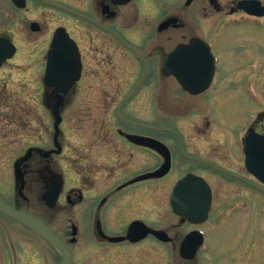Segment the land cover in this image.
<instances>
[{
	"label": "flooded vegetation",
	"instance_id": "af4514ba",
	"mask_svg": "<svg viewBox=\"0 0 264 264\" xmlns=\"http://www.w3.org/2000/svg\"><path fill=\"white\" fill-rule=\"evenodd\" d=\"M252 135L264 138V0H0V198L73 261L83 243L118 264L135 221L171 237L137 244L180 246L179 182L186 197L205 181L221 214L246 209L264 194L245 163ZM57 252L0 212V264H59Z\"/></svg>",
	"mask_w": 264,
	"mask_h": 264
},
{
	"label": "rangeland",
	"instance_id": "374dc122",
	"mask_svg": "<svg viewBox=\"0 0 264 264\" xmlns=\"http://www.w3.org/2000/svg\"><path fill=\"white\" fill-rule=\"evenodd\" d=\"M11 83L8 84L11 86ZM23 99H25L23 94H18L17 97L12 98V101H19L17 103H20ZM5 109L3 108V110ZM8 110L11 111L12 109ZM254 184L258 185L257 183ZM256 197L258 195L251 196L252 201L256 200V203L252 202L251 211L245 215H232L230 221L223 226L217 227L220 215L218 210H215L211 221L204 227L207 231L206 248L209 247V250H200L197 260L188 264H264V196L255 199ZM223 222L224 220H222ZM190 228L191 226H188V229ZM214 228L215 230H212ZM139 245L134 248L136 251L140 252L141 248H144L150 253L148 264H182L178 257H172V253L170 256H166L167 253L159 248H153L151 245L144 247ZM86 250V246L81 243L75 252L82 256L85 251L84 254H88V256L83 259H90V262L98 260L102 264L105 261L102 258L103 255L99 256V253L92 248L91 251Z\"/></svg>",
	"mask_w": 264,
	"mask_h": 264
},
{
	"label": "water",
	"instance_id": "95a60500",
	"mask_svg": "<svg viewBox=\"0 0 264 264\" xmlns=\"http://www.w3.org/2000/svg\"><path fill=\"white\" fill-rule=\"evenodd\" d=\"M55 112V111H54ZM55 115L58 116V113L55 112ZM256 154L255 158L253 159V164H251L252 172L255 174L257 178H259L262 182H264V164L261 162V152L254 151ZM210 192L208 189H205L204 194H199L196 197H189L188 198V206H187V212L186 216L191 220L192 222H196L198 218L204 219L207 218V213L210 207ZM0 210L7 213L8 215L13 216L17 220L21 221L22 223L28 225L33 230L37 231L40 235L45 237L46 239L49 238V233L45 229V227L39 223L37 220L33 219L32 217L17 212L13 209H11L8 205H6L4 202L0 200ZM52 241V240H51ZM50 241V242H51ZM52 243L55 244V246L60 250L63 256V262L62 264H70V254L66 250V248L59 242V241H53ZM201 244V240L197 238L195 235H188L186 240L183 242L180 253L184 258L187 259H193L197 253V250Z\"/></svg>",
	"mask_w": 264,
	"mask_h": 264
}]
</instances>
